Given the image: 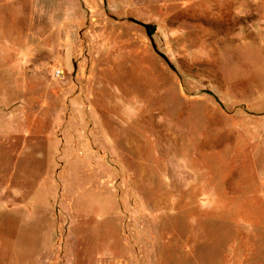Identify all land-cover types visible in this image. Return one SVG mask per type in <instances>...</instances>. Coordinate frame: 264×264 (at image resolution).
I'll list each match as a JSON object with an SVG mask.
<instances>
[{"label": "rangeland", "instance_id": "374dc122", "mask_svg": "<svg viewBox=\"0 0 264 264\" xmlns=\"http://www.w3.org/2000/svg\"><path fill=\"white\" fill-rule=\"evenodd\" d=\"M0 264H264V0H0Z\"/></svg>", "mask_w": 264, "mask_h": 264}, {"label": "water", "instance_id": "95a60500", "mask_svg": "<svg viewBox=\"0 0 264 264\" xmlns=\"http://www.w3.org/2000/svg\"><path fill=\"white\" fill-rule=\"evenodd\" d=\"M131 21H133V22H136V23H138V24H141V25H143L144 27H145V29L147 30V33L149 34V35H151V33H150V31H149V26L147 25V24H145V23H143V22H141V21H139V20H137V19H135V18H129ZM154 48H155V46H154ZM156 49V48H155ZM210 93H212V92H210Z\"/></svg>", "mask_w": 264, "mask_h": 264}, {"label": "built area", "instance_id": "2783aa9c", "mask_svg": "<svg viewBox=\"0 0 264 264\" xmlns=\"http://www.w3.org/2000/svg\"><path fill=\"white\" fill-rule=\"evenodd\" d=\"M56 74H57V75H61V74H62L61 70H57V71H56Z\"/></svg>", "mask_w": 264, "mask_h": 264}]
</instances>
